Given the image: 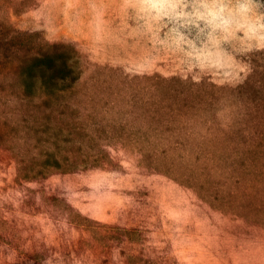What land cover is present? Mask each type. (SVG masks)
I'll use <instances>...</instances> for the list:
<instances>
[{"label": "rangeland", "instance_id": "1", "mask_svg": "<svg viewBox=\"0 0 264 264\" xmlns=\"http://www.w3.org/2000/svg\"><path fill=\"white\" fill-rule=\"evenodd\" d=\"M0 264H264V0H0Z\"/></svg>", "mask_w": 264, "mask_h": 264}, {"label": "trees", "instance_id": "2", "mask_svg": "<svg viewBox=\"0 0 264 264\" xmlns=\"http://www.w3.org/2000/svg\"><path fill=\"white\" fill-rule=\"evenodd\" d=\"M62 53V54H61ZM68 53V54H67ZM67 53L60 52L55 55H48L45 58H40L35 62H32L30 68L44 66V72L48 75L45 77V83L47 85H55L60 80H64L68 82V85L75 84L79 79L80 75L76 70V66L79 63V58L74 55L72 50H68ZM63 54H67L65 56ZM60 63L58 65V61ZM73 60V62H71ZM28 69L26 70V73ZM55 163L59 166L61 165V161L55 158Z\"/></svg>", "mask_w": 264, "mask_h": 264}]
</instances>
